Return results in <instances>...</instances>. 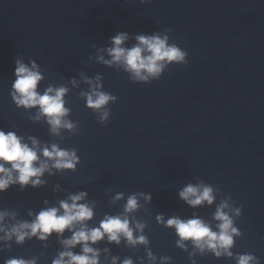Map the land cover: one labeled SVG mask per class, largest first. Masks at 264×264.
Segmentation results:
<instances>
[{
  "label": "water",
  "instance_id": "obj_1",
  "mask_svg": "<svg viewBox=\"0 0 264 264\" xmlns=\"http://www.w3.org/2000/svg\"><path fill=\"white\" fill-rule=\"evenodd\" d=\"M117 32L128 33L125 47L139 34L167 35L187 52L186 63L168 66L151 83L133 82L122 68L97 59H110L100 49L111 47ZM15 59L37 63L41 94L49 86L68 89L72 130L52 134L44 117L34 119L36 108L14 105L9 91ZM97 76L100 90L117 98L108 105L105 124L81 95ZM0 128L29 144L32 136L44 146L75 149L80 158L75 171L45 172L46 183L38 188L17 185L0 193V210L15 212L16 220L30 221L41 209L84 191L82 202L94 210L87 223L96 227L105 214H120L129 195L150 194L130 220L145 223L155 264L161 256L171 258L168 264H235L200 254L190 241L178 248L174 229L156 221L157 215L198 217L216 230L215 209L230 196L233 207L242 206L234 217L242 235L231 250L252 253L264 264V0H0ZM188 184L213 186V204L188 205L178 195ZM119 193L123 198L114 201ZM70 235L65 231L61 239ZM7 243L11 248L0 251V264L10 257L51 264L63 250L55 233L46 242ZM92 246L101 250L100 264H111L112 256L117 264L126 257L149 264L143 245L126 246L123 239L109 244L105 237Z\"/></svg>",
  "mask_w": 264,
  "mask_h": 264
},
{
  "label": "clouds",
  "instance_id": "obj_2",
  "mask_svg": "<svg viewBox=\"0 0 264 264\" xmlns=\"http://www.w3.org/2000/svg\"><path fill=\"white\" fill-rule=\"evenodd\" d=\"M147 3L149 0H140ZM171 32V28H166ZM129 39L128 33L117 32L110 38L111 47L100 49L106 51L110 59H104L98 55L99 62L105 65H115L129 74L133 82L151 83L160 78L164 70L172 65L186 63L187 52L182 50L175 42L169 43V36L159 32L150 35L139 34L135 36L136 43L131 47H125ZM14 80L9 91L14 105L25 110L36 108L34 117L39 120L44 117L50 126L52 134H59L61 128L72 130L75 125L66 119L69 109L65 107L64 96L68 89L64 86L47 87L41 94L38 89L39 82L43 79L42 73L35 61L28 64L21 59L14 60ZM100 76L94 81H87L92 87L87 93H81L86 99V107L92 109L99 116V123L105 124L110 116L109 103H115L116 97L108 92L100 90ZM75 83V81H73ZM30 144L24 141V137L17 135L15 131H5L0 128V193L7 191L11 186H19L20 190L26 187L38 188L46 183L41 177L47 172L53 175L56 171H75L80 163V158L75 149L60 148L53 143L44 146L39 141L29 136ZM59 187L58 185L56 186ZM179 197L188 205L196 207L202 204L212 205L215 189L211 185L197 184L186 185L179 193ZM87 193L84 191L70 194L67 199L58 202V206L46 207L37 212L34 217L31 211L30 221L16 220V213L0 210V251L9 250L14 241L21 245L26 239L36 238L46 242L55 233L63 250L59 251L51 264H100L101 250L92 245L105 239L109 244L120 245L121 240L126 246H145L146 257L149 264H155L157 257L151 251L149 238L143 234L145 223L138 221L134 216L130 220V214L140 207L139 200L150 202L151 195L133 193L127 197L126 203L120 214H105L98 226L89 227L88 221L94 217L93 207L83 203ZM123 194H117L113 200H120ZM231 197L222 199L215 209L213 219L217 221L215 229L205 220L194 217L182 220L173 216L165 220L163 215H157L156 221L164 227L172 228L177 237L176 246L184 249L185 242L190 241L194 250L200 254L206 251L216 258L226 257L235 260V264H260V260L252 253H233L234 238L242 235L235 226L234 217L241 215L242 206L233 207L229 201ZM48 203L47 200L44 201ZM6 219L12 220L11 224ZM65 231L71 233L67 238L61 239ZM134 232L136 235L134 236ZM80 246L79 252H74L76 246ZM104 253L109 249L105 247ZM192 253H190V256ZM119 258L111 257V264H117ZM139 259V258H138ZM170 257L161 256L160 264H168ZM105 260H108L107 255ZM4 264H37L36 257H10ZM121 264H133L131 258H124ZM195 264V261H192Z\"/></svg>",
  "mask_w": 264,
  "mask_h": 264
}]
</instances>
